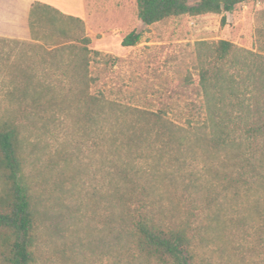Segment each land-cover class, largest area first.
<instances>
[{
    "label": "rangeland",
    "instance_id": "1",
    "mask_svg": "<svg viewBox=\"0 0 264 264\" xmlns=\"http://www.w3.org/2000/svg\"><path fill=\"white\" fill-rule=\"evenodd\" d=\"M49 1L65 11L78 6L74 17L81 24L41 23L32 29L30 9L38 2L16 8L0 1V119L21 125L22 154L37 211L36 264H153L118 250L108 227L131 203L117 192L120 168L134 177L129 192L165 224L179 222L187 207L193 209L199 227L197 264H263L217 222L208 153L196 140L186 143V152H167L152 142L131 155L109 148L98 134L79 138L61 99L67 76L48 53L55 44L88 38L89 50L108 55L90 61L89 67L104 95L131 107L166 110L167 118L187 128V105H202L195 44L225 40L264 55V1L246 0L232 13L180 16L151 26L138 20L135 0H84L83 13L78 0ZM35 30L37 41L32 39ZM132 31L140 34L139 43L122 47L121 40ZM14 66L30 68L39 83L51 85L58 111L47 107L28 119L17 114L10 97Z\"/></svg>",
    "mask_w": 264,
    "mask_h": 264
},
{
    "label": "trees",
    "instance_id": "2",
    "mask_svg": "<svg viewBox=\"0 0 264 264\" xmlns=\"http://www.w3.org/2000/svg\"><path fill=\"white\" fill-rule=\"evenodd\" d=\"M245 1L135 0V5L138 20L151 26L180 16L232 13ZM30 18L32 29L41 23L81 24L80 19L41 3L31 6ZM224 20L222 16L221 24ZM38 34L33 31L32 39L37 41ZM139 40L140 34L132 31L120 44L133 47ZM89 44L88 38L67 40L48 53L52 64L67 76V92L61 99L67 102V118L73 120L77 136L86 139L98 134L109 148L131 155L140 154L152 142L167 152H186V143L196 140L208 153L217 222L264 264V55L225 40L197 42V92L202 105H187L186 128L167 118L166 110L131 107L104 95L89 67L90 61L108 55L89 50ZM11 73L15 86L10 97L22 119L47 107L54 112L59 109L51 85L39 83L30 68L14 66ZM131 174L118 170L117 192L131 203L108 226L118 250L153 264H197L194 242L199 227L194 225L193 209L187 207L179 222L165 224L129 192L135 184ZM36 216L22 154L21 125L0 119V264H36Z\"/></svg>",
    "mask_w": 264,
    "mask_h": 264
},
{
    "label": "crops",
    "instance_id": "3",
    "mask_svg": "<svg viewBox=\"0 0 264 264\" xmlns=\"http://www.w3.org/2000/svg\"><path fill=\"white\" fill-rule=\"evenodd\" d=\"M0 1H2V0H0ZM33 2H38L41 4L48 5L54 9L58 10L62 14L67 15V16H71V17H74L75 13L79 10L78 6H75V8L73 7V9L69 10V11L61 10V9H58V7L56 5H53L49 0H3V2L1 4L3 7H5V5H11V6H15L16 8H20V7L27 8L28 6H31V4H33ZM77 3H78V5H80L81 12L83 13L85 1L84 0H78Z\"/></svg>",
    "mask_w": 264,
    "mask_h": 264
}]
</instances>
